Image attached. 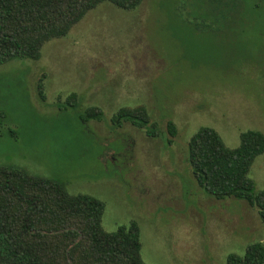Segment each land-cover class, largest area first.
<instances>
[{
	"label": "rangeland",
	"instance_id": "1",
	"mask_svg": "<svg viewBox=\"0 0 264 264\" xmlns=\"http://www.w3.org/2000/svg\"><path fill=\"white\" fill-rule=\"evenodd\" d=\"M224 1V17L210 0H144L132 11L102 3L39 60L1 65L0 167L101 200L105 232L137 222L144 264H226L264 244L257 210L205 195L186 162L201 127L228 148L244 131L264 134V0ZM71 94L81 104L61 110ZM123 107H144L160 131L173 122L172 144L130 123L112 129ZM88 108L103 120H79ZM249 176L264 191V153Z\"/></svg>",
	"mask_w": 264,
	"mask_h": 264
},
{
	"label": "trees",
	"instance_id": "2",
	"mask_svg": "<svg viewBox=\"0 0 264 264\" xmlns=\"http://www.w3.org/2000/svg\"><path fill=\"white\" fill-rule=\"evenodd\" d=\"M144 0H0V66L14 60L37 61L43 45L65 37L84 16L102 3L132 11ZM213 13L223 16L224 0H210ZM216 3V4H215ZM237 3H233V8ZM211 11V12H212ZM44 74L36 83L44 102ZM81 104L69 95L61 110ZM98 108H88L79 120H103ZM123 123L161 137L170 146L177 136L173 122L166 130L150 122L144 107L120 108L110 118L112 129ZM264 153V134H239L236 148L225 146L212 128H199L188 140L186 162L203 193L216 200L235 199L254 207L264 224V191L257 190L249 172ZM105 204L88 194L70 195L59 180L32 176L0 167V264H144L137 222L105 232L101 225ZM226 264H264V244H249L242 255L231 253Z\"/></svg>",
	"mask_w": 264,
	"mask_h": 264
}]
</instances>
